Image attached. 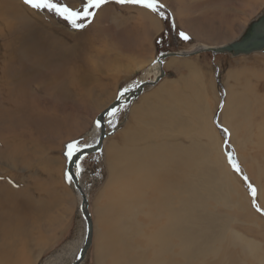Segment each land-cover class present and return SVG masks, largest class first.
Instances as JSON below:
<instances>
[{
	"label": "rangeland",
	"instance_id": "374dc122",
	"mask_svg": "<svg viewBox=\"0 0 264 264\" xmlns=\"http://www.w3.org/2000/svg\"><path fill=\"white\" fill-rule=\"evenodd\" d=\"M60 2L76 10H82L86 4V0ZM158 2L163 5L159 10L164 13L163 16L140 5L119 4L115 0H107L98 9H90L94 16L89 18L90 22L82 21L86 23V27L82 29L73 28L68 21L47 10L43 12L35 10L41 14L40 17L33 16L34 19L29 18L26 25L19 24L11 31L9 26L16 20L10 16L9 6L4 4V0H0V54L12 58L8 61L12 66L7 69V74L13 80L11 90H14L16 85L13 94L17 93L16 95L9 93L16 99V105L9 110L5 96L8 90L6 86H0V188L9 187L15 191L25 190L23 192L27 193L19 203L21 206L15 210L4 211L0 216L2 217L0 254L6 264H26V261L28 264H60L56 260H51L66 250L74 252L79 257L87 240V224L80 212L82 204L80 192L76 189L74 181L69 183L66 178L68 174L66 145L73 141L95 145L101 128L96 126V122L112 104V106L117 104L116 112L114 116H107L108 136L101 150L79 162L82 171L78 177L88 198L89 214L93 224L92 245L83 264H98L96 258L100 226L104 218L107 223L109 219V214L100 216V211L105 212L103 206L113 192L108 189L112 178L109 147L112 146L111 143L121 144L123 132L130 133L133 129H138L135 140L137 144L133 148L138 152H141L138 144L144 149L151 141L159 143L165 140L163 144L167 148L174 147L180 150L188 148L195 154L193 167L196 174L189 171L191 173H188L186 179L188 180L189 176L188 198L193 234L195 237L200 234L203 236L199 240L200 245L203 243V252L195 255L186 264H264V175L258 173L257 169L258 165L264 171V149L250 142L247 146L235 145L232 131L239 122L238 120L226 122L224 117V110L233 106L231 97L235 82L228 76L229 73L231 72L230 75L240 71L248 73L251 69L255 74L257 71H264V53L240 57L209 52L192 55L198 47L220 48L237 41L249 24L264 12V0H158ZM141 11H145L146 17L150 18L144 21L140 16ZM155 20H159L163 28L151 29L149 36L147 31L150 27L147 29L146 25L152 26ZM180 32L188 35L189 39H182ZM29 33L35 38L33 41L44 39L51 43L56 41L55 45L48 46L55 54H51L45 47L31 52L29 60H24L22 64L17 59L22 48L18 46L12 48L10 53L4 50L3 46L9 41L7 37L12 36L15 39ZM42 36L44 38H41ZM141 40H144L143 46L136 49L137 42ZM60 43H63L64 52L57 55ZM89 49L93 51L90 52ZM179 52L184 55L178 56ZM48 53L51 57H48ZM171 53L177 55H168ZM162 55L166 56L160 60L163 65V77L153 87H145L148 82L142 80L144 69L149 65V61L153 59L151 63L157 62ZM88 59H92L93 62L91 69L85 65ZM256 59H258L256 64L251 63ZM137 62L143 63V67L140 64L141 69L131 70ZM241 62H245V65H239ZM188 65L195 68L189 70ZM54 66H58L57 69ZM245 67L247 68L243 70ZM21 68L25 69L20 74L21 78L14 81V76L17 75L15 73ZM196 69L203 75L205 90L200 92L191 90L196 96L194 97L192 93L194 98L191 104L181 105V118L176 120L175 124L164 120L165 122H152L151 127L148 126V122L140 121L142 114L150 113L158 103V100L154 99L147 103L148 106L139 107L145 95L165 90L167 87L180 86L185 80L189 81L191 87L199 89L198 74L193 71ZM89 72L85 80L87 88L90 87L89 93H75V85L72 84L77 83L71 80ZM263 85L264 78L258 80L254 78L253 84L248 82L239 89L235 86L236 91L248 87L257 92L253 99H248V105L243 107L247 110L244 118L248 122V128L254 120L253 142L258 141L260 126H263L260 133L264 134ZM77 86L79 87L78 84ZM140 86L144 87L143 91L138 96H132ZM65 88L70 93L65 92ZM183 89L188 91L181 85V91L176 92L171 98L177 99L183 93ZM127 94L131 95V101L128 100ZM172 99L169 101L171 104ZM254 108L261 110L254 111ZM39 111L44 115L39 116ZM20 113L23 114L22 117ZM206 121H210L214 131L215 136H212V140L202 138L198 134L202 129L200 125ZM142 127L153 134L165 130L163 133H166L164 135L167 137L155 138L150 134L153 138L148 141L144 137L148 134H143L145 130L141 129ZM224 129H227V132ZM211 147L219 150L222 155L221 163L225 160L231 174L238 177L240 183L245 186L250 207L248 210L240 204L236 205L231 196H226V191L219 186L215 164L208 158V155L215 158ZM230 152L234 154L239 165V172L228 160ZM241 153H246L245 159L240 157ZM170 171L173 176L169 178L163 192L170 195L164 197V202L174 214L182 216L183 198L174 179L180 174L179 171L174 172L172 169ZM131 178L127 174L121 177L118 173V180L127 182ZM249 184L256 189L255 197ZM37 185H40L44 192L37 191ZM117 209L119 205L114 204L110 211ZM9 221L24 226L22 236L12 234L11 227L6 224ZM111 224L115 225L117 230L120 227L118 222L113 220ZM15 236L22 241H18L15 252H12L7 240ZM179 237L180 234L176 232L172 242L179 240ZM244 239L252 243L248 244ZM191 242L196 250L198 241L195 239V242ZM118 243L119 241L116 242L117 245ZM177 244L174 243V249ZM177 263L185 264L180 254Z\"/></svg>",
	"mask_w": 264,
	"mask_h": 264
},
{
	"label": "bare ground",
	"instance_id": "6f19581e",
	"mask_svg": "<svg viewBox=\"0 0 264 264\" xmlns=\"http://www.w3.org/2000/svg\"><path fill=\"white\" fill-rule=\"evenodd\" d=\"M4 4L9 6L8 7L10 8L9 14L10 16L12 15L14 17L13 19L16 20L14 24L12 25L9 24L11 31H13L19 24L26 25V23H28L29 18L34 19L33 16H36V17L41 16L40 13L36 12L33 9H30V7L24 3V0H4ZM140 16L144 21L150 18V17L148 18L146 17L147 14L145 13V11L144 12L141 11ZM146 26H147V29L150 27L147 31V35H149V31L151 29H154V28L162 29L163 28L159 20H155L152 26H149V25H146ZM41 38H44V36H42ZM7 39L9 41L6 40L8 41V43L3 46L4 50L10 53L11 52L10 50L12 48H16L17 46L22 48V51L20 52V55L17 58L19 62H21L22 64H24L23 62L24 60L25 61L29 60V54L31 52L42 50L45 47L48 48V46H51V44L55 45V43H57L56 41L51 43L46 39H44L43 41L41 40L33 41L35 40V38L30 33L22 35V36H18L15 39L12 36H9L7 37ZM143 41L144 40H141L139 43L137 42L138 45L136 46V49L138 48L140 49L143 46ZM201 48L208 49L207 47H200V49ZM89 51L91 52L93 50L89 49ZM49 52L51 54H55L52 49H49ZM63 52H64L63 43H60V45L58 46V52L56 54L61 55L63 54ZM50 53H48L49 54L48 57H51ZM181 55H184V53L179 52L178 56H181ZM0 58H1L0 86L1 87L6 86L8 90V93L5 94V96L7 98L6 103H8L7 105L9 106V110H10V109H13V107L16 105V99L12 96L13 91L16 89V85L14 86V90H11L10 86L11 85L13 86V80L7 74V69L12 66V64L8 61H10L12 58L10 56H1V54H0ZM2 58L6 60L3 61ZM258 59L260 61V58ZM258 59H256L255 61L253 60L251 63L257 62ZM152 61L148 62L149 65L147 66L146 69L142 68L144 69L143 71L144 77L142 80L145 82H148L146 83L147 84L146 86H150V87H153L156 84V82L159 81L160 78L163 77L164 75L163 70H162L163 65L160 63V60L158 61L157 59V62L151 63ZM92 63H93L92 59H88L85 62V65L88 67V69L89 68L91 69L93 68ZM140 64L142 65L143 63H138V62L135 63V66H133L131 70L136 71L138 69H141ZM241 64L245 65V62L239 63V65ZM57 67L55 68L57 69ZM187 67L189 68V70L195 68V66H192V65H188ZM246 68L247 67H245L243 70H245ZM128 69L130 71L129 66H128ZM23 70L25 69L21 68L17 70V72L15 73L17 75L14 76V81H17L18 80L17 78L19 79L21 78L20 76L22 75L20 74ZM193 71L196 74H198V85L200 87L199 88L200 90L197 87H191L189 81L185 80L183 84H180V86L167 87L165 90L157 89L159 91H154L150 93L149 95H145L144 99H142V101L140 102L139 107L148 106L147 103L150 102V100H154V99L158 100V103H156L157 104L156 108L151 110L150 113H143L142 117H140V121L148 122V126H151V127H152V124H151L152 122H162L164 120L170 122L171 124H175L176 120H179L181 118L180 117L181 108H182L181 105H184V106L186 104L190 105L191 101L196 96L191 90L195 92H200V91L205 90L206 85L202 79L203 78L202 73L200 74V70L197 71V69ZM260 71L261 72L257 71L255 74L253 70L251 69V71L248 73L240 71L239 73L234 74V75H230L231 74L230 72L228 75L230 78L231 77L233 78L235 85L232 89L233 95L231 97L233 106L229 107V109L227 110H224V117H225L226 122H233L235 120H238L239 122L234 126L235 130L232 131V140L234 141V144L238 146H247L248 142H250V143H254L259 148L264 149V134L260 133L263 126H260L258 129V141L253 142L252 141V137H253L252 131H253L254 120L250 123V128H248L247 127L248 122H246L247 120L244 118V114L247 112V110L243 109V107L248 105V99L249 98L253 99V97L257 95V92L251 88L249 89L248 87L242 88L241 91L235 90L236 89L235 86H237L239 89L247 85L248 82L250 84H253L254 78L256 80L264 78V74H263L264 71L262 70ZM89 74L90 72L85 75H80L79 78L77 77L78 79L74 78L73 80H71L73 83H77L79 85L78 87L77 84H72V85H75V88H74L75 93H80V92L85 93V94L89 93L90 87L87 88L88 84L85 82L86 77ZM26 77H27V74L25 73V78ZM23 78H24V75H23ZM22 80L24 81V79ZM67 84H71V83H67ZM181 85H183L184 88L188 89V91L183 89V93L179 95L177 99L173 100L171 96L175 95L176 92L181 91ZM65 92H69L67 88H65ZM9 93H12V94H9ZM192 93L194 95L193 98L191 95ZM14 94L16 95L17 93H14ZM127 95L129 96V94ZM25 96H22V97L24 98ZM198 98H200V96ZM129 99L130 98H128V100ZM171 99H172V104L169 103ZM112 105H110L109 107L107 106L108 108L103 112V114L107 112L110 109V107H112ZM260 110L261 109L259 108H254V111H260ZM39 113H40L39 116L44 115V113L40 111ZM20 115H21L20 117L23 116V114L21 113ZM109 115L110 113H108L105 116V119H104L105 122H107V116ZM18 119L20 120V118ZM197 119L199 120V113L197 115ZM200 126L202 129H201V132H199L198 134L202 138L207 137L208 139L212 140V136H215V135H214V131L212 129L210 121H206V123L203 122ZM141 129L145 130L143 131V134H148L149 136V137L148 136H144V137L147 138L148 141H151L153 137H150V134H153V133L146 131V128L144 127H142ZM137 130L133 129L130 131V133L123 132V139L121 140V144L117 145L116 143H111L112 146L109 147L108 156H109V161H110V169L112 171V178L109 183L108 189L113 190V192L116 193L117 195H114V193L111 192L110 199L103 206V210L105 212L100 211L101 213L100 216L103 217V214H109V219L107 223L106 219L104 218L103 223L100 226L101 232L99 236L100 241L97 246V258H96L97 262L98 264H178L177 257L180 254L186 264L195 255H198L203 252L202 250L203 243L202 245H200L201 241H199L201 238H203V236L200 234V236L195 237L193 234V228L191 224V209H190V203H189V198H188L189 176H188V180L186 179V176L188 175V173L192 172L194 175L196 174L194 167H193V164L196 160L195 154L192 149H188V148H184L182 150L176 149L174 147L167 148L166 145L163 144L165 140H161L159 141V143L151 141V143H149L147 146H144V149H141L140 145L138 144V149L141 150V152H138L137 150L133 149L135 145L137 144V142H135L137 138V132H138ZM163 131L159 133H154L153 134L154 137L165 139L167 136L164 135L166 133H163ZM103 132L107 134V123L104 126V129L103 127L102 129L100 128V136ZM100 136L98 137L97 143L95 145L98 144ZM203 146H205V143ZM214 146L216 148V144H214ZM215 148L211 147L212 154L214 155L215 158L211 157L210 155H208V158L215 164L214 169L216 171L219 186L222 187V189L226 191L227 193L226 196L228 197L231 196V198L233 199L236 205L240 204L244 207L245 210H248L250 207L248 204V194L245 189V186H243L240 183V180L238 179V177L236 178L234 175L231 174L230 170H228L229 167L226 165L225 160H223L221 163L222 155L219 152V150H216ZM245 155L246 153H241L240 157L242 159H245ZM171 169L174 170V172L179 171V174H180L179 176L174 177V179L177 182L179 194L183 198L182 216H179L176 213L174 214L171 211V209L167 207L166 202H164V197L166 195H170V193L163 194V192L168 185L169 178L173 176V173L170 171ZM257 169H258V173H261L264 175V171L261 169L260 166L257 165ZM75 171H77V169H75ZM118 173L121 175V177L124 174H127L131 176L132 178L128 179L127 182L118 180ZM79 185H80L81 190H83L82 192L76 185L75 187L80 192V195H81L80 198H82L80 212H81V215L83 216V194L86 195V192H85V189L82 188L80 181H79ZM36 187H37L36 188L37 191L44 192V190H41L40 185H37ZM23 191L22 190L15 191L9 187L0 188V216H2L4 211H9L11 209L15 210L18 206H21V204L19 203L22 202V198L26 197V194H27L26 192H23ZM114 204L119 205V209L110 211ZM34 206L32 205V207ZM165 213H166V220H165ZM1 218L2 217H0V221H1ZM17 218L20 219V217H17ZM9 219L11 220V218ZM112 220L115 222H118L120 226L118 230L115 225L111 224ZM256 220L258 219L256 218ZM101 221H102V218H101ZM6 224L11 227L13 231L12 234L14 233L15 235L17 234L21 235L23 233L22 231L24 230L23 225L18 224V223H11L10 221ZM176 232L180 234V237H179V240L174 241V243H178L174 249L173 247L174 243L172 242V237H175ZM4 234L5 233L3 232V235ZM195 239H196V242L198 241L195 246L196 250H194V246L191 242V241L195 242ZM18 241L20 242L22 240L19 238H16V236L14 238L7 240V245L12 252H15ZM112 241H113V244H112ZM117 241H119L118 245L116 244ZM246 242L248 244L252 243L248 241ZM172 249H174L173 254H172ZM12 252L10 253V255L12 254ZM73 254L74 252L67 251L65 256L57 257L56 259L53 258L51 261L56 260V262L60 264H68L67 261L68 262L70 261ZM13 256H14V253H13ZM0 264H6L1 254H0ZM26 264H28L27 261H26Z\"/></svg>",
	"mask_w": 264,
	"mask_h": 264
},
{
	"label": "water",
	"instance_id": "95a60500",
	"mask_svg": "<svg viewBox=\"0 0 264 264\" xmlns=\"http://www.w3.org/2000/svg\"><path fill=\"white\" fill-rule=\"evenodd\" d=\"M202 52H209L213 54H225L232 57H240V56H250L257 53H264V12L257 17L256 20L251 22L249 26L246 28L245 32L242 34V36L237 40L234 41L226 46L220 47V48H208V49H198L195 52H193L192 55H196ZM168 55H177V54H168ZM163 57L166 56H160L158 58V61L161 60ZM146 86V85H145ZM143 86H140L138 91L133 93V96H138L143 91ZM131 101V99H130ZM129 102V101H128ZM117 105V104H116ZM116 105L112 106L107 112L102 114L98 121L102 124L101 129L106 125V122L104 121L105 116L108 113H111ZM107 138V134L104 132L101 134L99 138V142L97 145L89 147L84 150L83 154L77 153V155L73 156L72 160H68V166H67V173L73 175V181L75 185L81 190L79 185V177L78 175H75L76 171V164L79 163L82 159H80V156L83 155V158L95 154L99 152L102 148L104 140ZM83 217L86 220L87 224V240L84 245V247L81 249L80 255L77 259V262L75 264H83L86 257L87 252L89 248L92 245L93 240V224L91 220V216L89 214V204H88V198L85 194H83Z\"/></svg>",
	"mask_w": 264,
	"mask_h": 264
},
{
	"label": "snow or ice",
	"instance_id": "6c2138e0",
	"mask_svg": "<svg viewBox=\"0 0 264 264\" xmlns=\"http://www.w3.org/2000/svg\"><path fill=\"white\" fill-rule=\"evenodd\" d=\"M106 2L107 0H86V4L83 6L82 10H76L68 7L67 4L60 2V0H24V3L33 10L40 12L47 10L50 13H54L56 16L61 17L62 19L68 21L70 25L76 29H82L86 27V23L82 21L90 22L89 18L94 16V12L90 11V9H98L102 4ZM115 2L119 4L140 5L142 7L150 9L153 12H159L161 16L164 15L163 12L159 11L163 7V5L160 4L158 0H115ZM179 35L184 40L189 39V36L186 35L184 32H180ZM115 112L116 110L114 109L113 112L110 113V115L114 116ZM109 123H111V121H109ZM96 126L100 127L99 121L96 122ZM224 131L227 132V129H224ZM92 146L93 145L90 143L73 141L66 145L65 155L68 158V160L71 161L73 156L77 155V153L83 154L85 149ZM80 159H83V155L80 156ZM228 160L232 164V167L237 172H239L240 171L239 165L235 160L234 154H232L231 152L228 155ZM76 169L77 171L75 175H80L82 171V167L80 163L76 164ZM66 178L69 181V183H71L73 180V175L67 174ZM245 180H247V177H245ZM249 187L251 188L253 197H255L256 189L252 187L251 184H249Z\"/></svg>",
	"mask_w": 264,
	"mask_h": 264
},
{
	"label": "flooded vegetation",
	"instance_id": "af4514ba",
	"mask_svg": "<svg viewBox=\"0 0 264 264\" xmlns=\"http://www.w3.org/2000/svg\"><path fill=\"white\" fill-rule=\"evenodd\" d=\"M128 98H130V94H129ZM66 253H67V250L66 251H63V253L59 257H62V255H65ZM76 258L78 259V256L75 255V254H73L72 257H71V259H70V262L68 264H75L77 262V259ZM74 259H76V260H74ZM51 264H55V263H51Z\"/></svg>",
	"mask_w": 264,
	"mask_h": 264
}]
</instances>
